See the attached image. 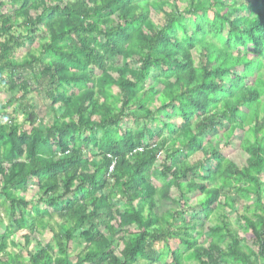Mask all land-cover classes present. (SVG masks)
I'll return each mask as SVG.
<instances>
[{
  "label": "trees",
  "instance_id": "trees-1",
  "mask_svg": "<svg viewBox=\"0 0 264 264\" xmlns=\"http://www.w3.org/2000/svg\"><path fill=\"white\" fill-rule=\"evenodd\" d=\"M179 1L12 0L0 17L1 85L25 100L46 84L54 112L44 125L19 104L28 124L0 122V264H26L9 238L27 247L41 230L52 243L28 264H264V0ZM15 18L25 39L44 33L50 61L9 60ZM127 117L135 129L119 126ZM29 188L36 202L20 197ZM224 191L248 201L244 240L221 220L201 244L189 203L209 219L231 207Z\"/></svg>",
  "mask_w": 264,
  "mask_h": 264
},
{
  "label": "rangeland",
  "instance_id": "rangeland-1",
  "mask_svg": "<svg viewBox=\"0 0 264 264\" xmlns=\"http://www.w3.org/2000/svg\"><path fill=\"white\" fill-rule=\"evenodd\" d=\"M69 0H62L63 3L68 2ZM166 0H162L164 2ZM168 1H177L179 0H168ZM182 1V0H181ZM184 1V0H183ZM3 5L0 6V17L12 15V10L14 6H11L12 0H2ZM57 2H54V4ZM186 5L184 2L178 3L176 7H173V5H170L167 9L168 11L174 12L175 10H182V6ZM18 5H16L17 7ZM16 20L12 21L13 27H10L9 29V35L13 36L14 41L17 42V46H11V53L9 56V60L12 62H22L25 59H28L30 57H38L41 62H47L50 61V58H47L46 56H42L40 54V46H42L44 33L39 32L34 38H31L29 40L26 38L25 30L23 29L22 25V19L15 18ZM152 20L155 26L159 27L164 22L165 18L163 15L153 14ZM20 25V26H18ZM43 30V28H41ZM7 40V36L2 34L0 35V42L4 43V41ZM196 56V55H195ZM116 66H119V64H115ZM134 69L137 70L138 65L135 63L133 65ZM94 77L99 76L98 72L93 73ZM113 77H116V74L113 73ZM2 80L6 79V74L2 75ZM150 80V79H149ZM0 81V122L2 124H8V122H15L20 126H25L28 124L25 122V117L22 110H19V104L25 105L27 107H31L34 109V113L37 116V121L42 122L44 125L49 123L52 120L53 117V108L50 107V102L47 99L46 91L49 89V87H46V84L42 87L39 86L37 83L32 84L29 86V94L25 98V100H22L21 93L17 89L11 90L7 85H1ZM149 85V84H148ZM145 88H147V86ZM46 87V88H45ZM109 103L112 105L113 102H117L120 99V96L115 89H111L109 92ZM102 102V101H101ZM262 103L264 104V97L262 98ZM55 109H59V106H55ZM63 112L62 105L60 104V112L61 115ZM96 120V119H95ZM175 123L179 124V119H174ZM120 127L122 128H132L135 129L133 123H132V117H127L123 119L120 124ZM247 130V128H246ZM237 134H241L238 133ZM238 142H232L230 147L228 149L223 150V156H225L227 159H233L238 149ZM72 147V146H71ZM55 151H57L55 149ZM89 154V153H88ZM158 185V184H157ZM159 186V185H158ZM171 196L173 198L177 197V193L174 190H171L170 192ZM20 197H23L27 202H36L39 195L34 188H29V191H27L26 194H20ZM1 198V194H0ZM198 197H195L191 200L188 206V211L194 212V218L193 221L196 223V226L201 225L204 227V238L200 240L201 244L206 245L210 240L213 241V239L208 237V231H206L208 228H212L214 225L219 224V221L223 220L227 226L229 227L230 231L235 234V236L239 240H244V227L238 222V215L239 211L242 212V209L245 208V206L248 205V201L240 199L236 193L234 192H228L224 191L221 194L220 198V204L222 205L224 202H227L231 205L224 207V209H219L218 212H215V214L209 216V219H205L201 213L200 209L196 206L195 203L196 200H198ZM252 200V199H251ZM264 202V201H263ZM254 205L253 200L251 201V206ZM242 205V206H241ZM169 205H167L168 208ZM166 208H162L161 211L165 210ZM187 211V212H188ZM250 213H247V215ZM251 216V215H250ZM0 230H4L5 227H7L8 222L6 220V214H5V208L0 209ZM23 233H15L10 236L9 242H12L15 244V247H12L10 245H7V252L15 253L20 252L23 255V258L25 259V263H27V253H33L35 248L37 246L45 247L48 244H51L50 240V233L48 231H44L42 233V230L39 234H33L30 237V243L27 247H25L23 239H22ZM78 254V250H73L70 255L73 257L74 255ZM169 262L168 259L165 260L162 264H167ZM186 264H196L194 262H186Z\"/></svg>",
  "mask_w": 264,
  "mask_h": 264
},
{
  "label": "built area",
  "instance_id": "built-area-1",
  "mask_svg": "<svg viewBox=\"0 0 264 264\" xmlns=\"http://www.w3.org/2000/svg\"><path fill=\"white\" fill-rule=\"evenodd\" d=\"M115 162L112 163V166H110L109 168V173H111L113 171V166H114Z\"/></svg>",
  "mask_w": 264,
  "mask_h": 264
}]
</instances>
